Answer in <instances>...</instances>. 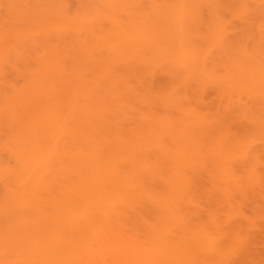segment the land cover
<instances>
[{"label": "bare ground", "instance_id": "1", "mask_svg": "<svg viewBox=\"0 0 264 264\" xmlns=\"http://www.w3.org/2000/svg\"><path fill=\"white\" fill-rule=\"evenodd\" d=\"M98 4L93 14L86 10L87 15L68 16L70 29L56 35L62 47L57 49L70 54L62 53L64 67L82 86L52 83L49 78L51 83L36 82L40 86L36 90L41 88L40 93L33 88L37 96L32 91L17 96L30 109L45 94L60 110L59 114L53 110L55 115L49 118L54 121L56 113L60 115L55 120L58 135L56 131L57 137L52 135L57 138L55 152L47 158L40 154L48 166L55 161L56 171L53 174L48 166L41 171L43 166L32 159L37 156H29L34 148L30 137L22 139L23 144L30 143L27 148L24 144V151L15 138L14 146L22 153L17 150L15 156L14 146L9 147L15 150L17 167L10 166L12 162L0 164V212H36L31 222L30 217L26 221L28 239L21 242L28 244V255L40 264H81L98 241L119 247L124 241V249L138 256L134 244L127 243L130 234L149 245L155 264L234 263L250 246L251 237L229 231L245 218L244 212L230 203L235 198L232 192L226 204L213 196L205 212L194 207L201 204L193 198L200 181L195 174L213 169L205 170L208 178L224 193L231 190V183L239 188L240 180L246 181L235 172L237 161L244 168L252 166L254 172L261 162L264 0H99ZM32 80L34 86L28 82L35 87ZM11 86L21 93L15 83ZM105 99L115 108L106 106ZM35 133L33 137L40 139L39 131ZM256 142L262 147L256 149ZM43 171L54 177L47 179ZM247 219L257 230L256 220Z\"/></svg>", "mask_w": 264, "mask_h": 264}, {"label": "rangeland", "instance_id": "2", "mask_svg": "<svg viewBox=\"0 0 264 264\" xmlns=\"http://www.w3.org/2000/svg\"><path fill=\"white\" fill-rule=\"evenodd\" d=\"M96 3H97V7H98L99 0H97L96 2H95V0H0V118H1L0 119V160L1 161L3 160V163H4L3 164L0 161L1 165H6V164L10 165L11 164L10 166H12V164H13V166H16L14 163L18 162L17 157L15 158V156H17V150L22 153V151H24L23 149H26L27 146L30 147V143H31V148L32 147H34V148L30 149L31 155L29 153V156H31V157H33V155L37 156V157H33L32 159L35 158L36 159L35 163L37 165L41 164L40 166L44 167V168L43 167L41 168L39 166L41 168V171H42V169H46V167L48 166V165H46L48 163H46L47 161L44 158L43 159L45 161H43V162H45V163H42L41 160H43V159H41V157L44 156L45 158H47V156L49 155V153H51L52 150L55 152L53 147H54V144L57 142V138L54 139L53 136H55L54 135L55 131H56L55 132L56 135H58L57 133L59 132L57 130L58 124H56L57 122H55V120L57 117L60 116V115H57V113L60 110L56 106V103L54 100L51 101L49 99H45V94L42 95L43 97L39 94L40 99L42 101L39 99H38L37 103H35V101H34L32 104L33 106H30V109H28L27 107H25L26 104L19 100V98L21 97L20 94H22V92H23V93H25L23 95H26L27 93L30 94L32 91V96H34V95L37 96L38 94H36V93H40L39 91L41 88H39V90H36L39 86V85L37 86L36 82L38 84L39 83L42 84L41 80H44L46 82H50L53 79L52 80L53 82L51 81L52 83H56V82L60 81V82L68 83L69 85H73L77 88L82 86V82L80 80L78 81V79H75L74 77L72 78L71 75L68 74L70 70L68 68L66 69L64 67V66H66V63L64 61L66 56L64 57L62 55V53H63L62 50L59 51L57 49V48L61 47V44H60L61 40L56 35H57V32H58V35H61V34H64V32H68V30L70 29L71 24L69 22H67L69 19L68 16H70L71 19L72 18L74 19L77 16H81V14H82V16L87 15L85 13L86 10L87 11L89 10V12L91 11L90 14H93L92 12H95L94 6L96 5ZM79 11H81V12L84 11L85 14H83ZM72 15L73 16L75 15V16L73 17ZM61 18H62V20H61ZM63 19L64 20L67 19V20L63 21ZM71 19H69V20H71ZM55 22H57V24ZM60 23H62V24L60 25ZM53 26L55 28H53ZM59 26H61V27H59ZM64 28H67V30H65ZM58 29H59V31H58ZM46 30H47V33H46ZM54 35L56 37H53ZM52 37L54 39L56 38L55 42H54V39L52 40ZM57 45H60V46L57 47ZM63 54L65 55L67 53H63ZM60 55L63 57H61ZM58 58L61 61H59ZM62 61H64V62H62ZM62 64H63V66H62ZM44 69H46V70H44ZM33 73H34V75H33ZM67 75H69V76H67ZM31 79H33L32 81L34 82V84H36L35 85V87L37 86L36 88L33 87L34 85L31 82ZM55 80H56V82H55ZM13 81L17 86H19L21 93L20 92L18 93V91H17L18 87L16 88V91H13L15 89L14 87L12 90L11 84L12 85L14 84V83H12ZM28 81L30 82L31 85H33L32 87L30 86ZM8 87L11 88V90H9ZM33 88L35 89L34 92L37 91L36 93H33V90H34ZM14 92H16L17 94L14 95L13 94ZM7 94L9 96L8 98H7ZM18 94H19V96H18ZM213 98H214V95L209 96L210 100H213ZM107 100L105 99V105L108 107H114L112 102L110 100H108V102H107ZM40 101H41V104L43 103V106H42L43 111H41ZM44 101L46 102V104ZM10 102L12 103V105ZM30 102H32V101H30ZM22 104H23V107L25 109L24 108L22 109ZM30 104H27V106ZM50 104H52V105H50ZM49 106H51V107L53 106L54 109L49 107ZM19 107H21L22 111H20ZM55 107H56V109H55ZM26 108L29 111L28 113L26 112L27 111ZM14 110L16 111L15 115H14ZM17 110L21 114H19L17 112ZM53 110H54V112H55V110L57 111L56 117H54V121L52 119H49V118H51V116L53 117L55 115ZM9 111L13 112V113H10ZM45 111L48 112V114L50 112H53V114L50 113L51 115L49 114L50 115L49 116V115H47V113ZM30 112L31 113L34 112L32 114V116H31ZM8 114H13V115H11L12 116L11 117ZM23 114L24 115L27 114V116H23ZM6 115H8V116H6ZM4 116H5V119L8 121H6V120L4 121ZM13 116H14V118H13ZM6 117H8V118H6ZM41 117H43L44 121L42 120ZM34 118L37 120H35ZM39 118L41 120H38ZM11 120H14V122L12 121V124H11ZM49 121H51V122H49ZM34 123H35V125L33 126ZM20 124H21V127H20ZM39 124H41V125H39ZM44 124H46L47 126ZM237 124L239 126V124H241V122L238 121ZM14 125H16V127L18 125L19 127H17V128H19V129H21L23 127V129H21V131L24 134L28 133V131H30L31 129L34 128L33 130H31V133L33 132L32 136L29 135L30 132L27 134V136H25L24 134L22 135V133L19 131V129L16 130ZM40 126L43 128V130ZM55 126H56V128H55ZM12 127H13V129H12ZM28 128L30 130H28ZM47 128H49V129H47ZM8 130L9 131L11 130L12 132L11 131L9 132ZM15 130L19 131V132L16 133ZM25 131H27V132H25ZM37 131H39V135L41 137L44 136L43 137L44 139L41 137H40V139L36 138L38 140H41V142L38 141V145H37L36 139L33 137V136L36 137V134H38V133H35V132H37ZM41 132L44 135L40 134ZM49 132H51L52 134ZM45 134H46V136H45ZM10 135L12 136V138L14 137V139L11 138L12 140H14L13 142L10 139V137H11ZM26 137H30L27 139H29V140L31 139V140L29 143V141L26 139L27 140L26 142H28V145H26V143L24 142V144L26 146V148H25V146L23 144V140ZM55 137H57V136H55ZM15 138H19L18 141L20 144L19 143H17V144L19 147L20 146L22 147V151L19 150L21 147L19 148L18 146H16V147L14 146V145H16ZM50 138H52V139H50ZM53 139H54V142H53ZM50 140H52V141L49 143ZM258 142L263 144L264 139L260 138L258 140ZM258 142H256V144H254V147L255 148L257 147L256 149L262 147V145H260V143H258ZM36 145L40 148V151L38 150L39 148ZM12 146H14L13 148L16 150L15 156L13 155L15 150L14 149L11 150ZM35 146H36V148H35ZM9 147H11V148H9ZM55 147H56V145H55ZM47 149H48V151H47ZM54 152H52V154ZM261 152L262 153H260V154H261L262 159H261V162L259 163L260 165L257 164L254 166V167H256V172H254L255 170H252L253 172L250 171L252 169V166H250V167L248 166V168H246V167L244 168V167H242L243 165L239 161H237V163L235 162L236 164L234 163L235 164L234 168L236 169L235 172L236 173L240 172V173H237V174H239L240 178L246 179V181L244 180L245 182L243 180H240L242 187L236 188V185H234V183H231L232 184V185H230L231 190L229 191V189L227 188L228 191L226 190L223 193L222 191H224V188H222V190H221L220 185H218V188H217V185L216 184L213 185V183L211 182L212 178H208L209 176L207 175L206 171L212 170L213 172H215L213 169L208 168L209 170H206L204 168V173H202L203 175L200 173L201 170L195 174L196 178L199 177L201 182L198 180V178L196 179V180H198L199 183L197 184V181L195 182L198 186H195V184H194L195 188H194L193 198H195L194 201L195 200L197 201V202L195 201V203L200 202L201 204H199V205L195 204L194 207H197L199 209H203V211L207 210V208L211 207V201H212L211 197H213V196H215V198H217V200H220L219 202L225 203V201L227 202V200H229L228 198L230 196L228 197V195L232 192L231 194L235 198L234 199L232 198L233 201L230 198V200H231L230 203L232 204L233 207H236V205L238 204L240 206L239 207L237 205V207H239L238 208L239 211L244 212L245 218H243L242 220H241V218H239L238 221H237L238 218L235 219L239 225L236 224L237 222L235 221L236 226L232 225L230 227V229L229 228L228 229H229V231H232V230L241 231V233L243 235L245 234L247 236V239H248V237H251L249 240L250 246H249L248 250H245V252H243V254H244L243 257L240 255L241 258L239 257L238 259H234L232 261L234 263H231V264H236V263L238 264V262H239V264H264V237H263L264 236V226H263L264 225V218H263L264 217L263 216L264 215V160H263L264 159V151L261 150ZM40 154H41V157H40ZM9 155H11L12 158ZM50 156L51 155H49V157ZM7 157L9 160L7 159ZM26 157H27V159H29L28 156H26ZM26 157H25V159H26ZM39 159H41V160L39 161ZM49 159H47V160H49ZM54 159H55V157L53 159L51 158V161ZM9 162H12V163L9 164ZM52 162L54 164L51 163V165L53 167H56L55 161H52ZM238 162H239L240 166L238 165ZM49 164H50V162H49ZM236 165H238V166H236ZM52 166L49 165L48 167L53 168ZM245 169L248 172V174H246V172H244ZM53 170H54V172H52ZM47 171H48V169H47ZM55 171H56L55 168H53L51 170V172L53 174L55 173ZM202 171H203V169H202ZM212 171H209V172H212ZM257 171L259 174H257ZM43 172L45 173V171H43ZM51 172L45 173L44 177L48 176V178L46 177L47 179L53 178L54 175L51 176V174H52ZM205 172H206V174H205ZM242 173H243L244 178L240 175ZM199 174L201 177L198 176ZM253 174L255 176L256 175H258V176H256L254 178ZM205 175H207V176L205 177ZM213 175L215 176L216 174L213 173ZM247 175H248V177L252 176L253 179H250L251 177L247 178L246 177ZM202 176H204V177H202ZM210 177H212V176H210ZM259 177H260V179H259ZM202 178H204V179H202ZM0 179H1V177H0ZM207 179H209L210 181L208 182ZM252 180H253V182L251 183ZM254 180H255V182H254ZM0 182H2V181L0 180ZM243 182H244V184H243ZM199 184H201V185H199ZM1 185H0V188H1ZM233 185L235 186L236 191L233 189V187H234ZM237 185L240 186V184H237ZM206 188H208V189H206ZM212 188H214V189H212ZM218 189H219V192H218ZM241 189L242 190L244 189L243 192H241ZM202 190L205 192H209V193L208 194L205 192L203 193ZM232 190H234V191H232ZM210 191H212V192H210ZM216 192H218V193H216ZM212 193H214V194H212ZM220 193L223 195H221ZM218 195H219V197H218ZM207 198H208V200H207ZM236 201H237V203H236ZM234 202L236 203L235 206H234ZM204 203H206V204H204ZM222 203L220 204L221 208L223 206H225V204H226L225 203L222 206ZM201 205L206 206V209H204L205 207L201 206ZM235 209H237V208H235ZM257 212H261L260 215L257 216V214L256 215L253 214V213H257ZM1 213L2 214L4 213V215H2ZM35 213L34 212H26V213L25 212H19V213L18 212L17 213L16 212H0V215H2V216H0V264H40L38 262L37 258H36V261H37L36 262L35 260H33L34 258L32 256H29L31 254L29 252H27V251H29V249H28L29 247L27 244L28 240L25 243V244H27L26 245L27 249H26V246H23L24 245L23 242H25V239H28L26 236L27 230H26L25 224H27V222L29 221L30 216L36 217ZM197 213L200 214L201 212H197ZM5 214H7V215L5 216ZM25 214H28V218L26 217L27 215H25ZM24 216L26 217V219H24ZM259 216H262V217L259 218ZM255 217H258L257 220ZM32 218L30 217L29 222H31L33 220ZM247 218H252V219L256 220L257 230H253L254 228L251 229L252 226L249 225V221ZM237 225L240 226V227H238V229H237ZM258 226L260 227V229ZM20 227L21 228L23 227V228L20 229ZM18 229H19V231H16ZM248 229L250 230L249 232H248ZM20 230L24 231V232H20ZM244 231H247V232L244 233ZM251 231L254 233H252ZM18 233L19 234L21 233L23 235H21V236L17 235ZM261 233L263 235H261ZM245 235L243 236L244 238H246ZM20 237H22L23 239L21 240ZM129 237H130V240L127 241V243L131 242L132 244H134V247L139 250L137 252L138 256H136L135 254L133 255V253L125 250L124 248L126 247V245L124 244V241H122V240L121 241L123 243H121V245L119 244L120 247L118 245L115 246L114 244H107V243L102 244L103 242L98 241L94 244L93 254L90 257L85 258V260L81 264H135V263L140 264V262H142L143 264H155V261H153V257L149 252L150 251L149 245L146 244L145 242H143L142 240L135 238L131 234L129 235ZM21 241H23V242H21ZM246 251H248V252H246ZM28 253H29V255H28ZM246 254H248V256L245 259L244 256L246 257ZM242 259H243V262H242ZM236 261H238V262H236Z\"/></svg>", "mask_w": 264, "mask_h": 264}]
</instances>
